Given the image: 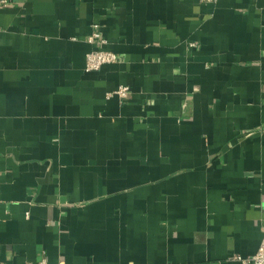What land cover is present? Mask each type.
<instances>
[{"label": "crops", "instance_id": "0c3cea01", "mask_svg": "<svg viewBox=\"0 0 264 264\" xmlns=\"http://www.w3.org/2000/svg\"><path fill=\"white\" fill-rule=\"evenodd\" d=\"M0 264H239L264 238V0H7ZM96 48L121 57L86 71ZM195 44V46H193ZM131 88L128 100L113 93ZM252 264V263H251Z\"/></svg>", "mask_w": 264, "mask_h": 264}, {"label": "built area", "instance_id": "2783aa9c", "mask_svg": "<svg viewBox=\"0 0 264 264\" xmlns=\"http://www.w3.org/2000/svg\"><path fill=\"white\" fill-rule=\"evenodd\" d=\"M200 1L203 3L214 4L219 0ZM8 4L7 0H0V7H6ZM87 41L93 47L86 56V71L88 73L100 71L105 65L117 64L121 62L122 59L117 53L96 48L97 45L104 43L102 35L98 31L93 30L87 38ZM193 46H195V44H193ZM113 94L117 95L121 101H125L128 100L131 95V88L129 86L122 85ZM233 260L239 264H264V238L258 252L255 255L247 258L241 255H235ZM39 264H49L48 257L46 255L42 256ZM60 264L63 263L61 262Z\"/></svg>", "mask_w": 264, "mask_h": 264}]
</instances>
